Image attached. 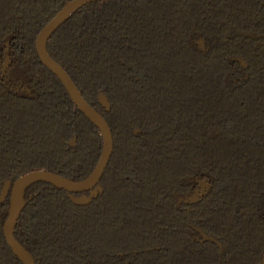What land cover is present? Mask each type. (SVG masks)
<instances>
[{"label":"trees","instance_id":"trees-1","mask_svg":"<svg viewBox=\"0 0 264 264\" xmlns=\"http://www.w3.org/2000/svg\"><path fill=\"white\" fill-rule=\"evenodd\" d=\"M70 0H0V57L30 94L0 83V189L33 172L84 180L102 150L99 131L45 69L35 37ZM264 0H100L47 42L48 55L106 121L113 153L103 194L86 207L35 183L14 237L36 264H94L98 255L151 251L161 264H259L264 253ZM203 39L207 50H200ZM241 58L247 69L232 62ZM102 93L110 111L98 104ZM76 137L75 146L68 143ZM208 178L192 206L176 199ZM0 264H20L3 236ZM193 224L219 239L200 243Z\"/></svg>","mask_w":264,"mask_h":264},{"label":"water","instance_id":"water-1","mask_svg":"<svg viewBox=\"0 0 264 264\" xmlns=\"http://www.w3.org/2000/svg\"><path fill=\"white\" fill-rule=\"evenodd\" d=\"M99 0H71L66 3L61 10H59L55 16L39 31L35 39V50L41 64L54 75L58 81L63 86L65 92L68 94L70 100L78 111L100 132L102 138V150L99 160L91 172V174L85 178L83 181L72 182L57 176L53 173L45 171H33L26 173L19 178H17L13 183L6 181L0 189V204L9 197V204L7 210V219L3 224V236L6 241L7 246L17 257V259L22 264H34L32 257L29 253L16 241L14 237V230L19 218L20 212L22 211L25 201L24 193L25 191L35 183H44L53 186L57 189L64 190L68 192V197L70 201L77 206L88 205L91 200L97 196L98 192H101V187L98 182L104 173V170L108 164V161L113 153V139L111 131L103 119V117L97 113L92 107H90L85 100L82 98L80 92L72 82L69 75L65 70L59 66L47 53L46 44L51 36L66 22L69 18L82 7L92 4ZM246 67V64L241 59H233ZM98 103L101 107L105 109L106 112L110 110V105L107 98L100 93L98 96ZM75 137H73L69 143L70 146H74ZM208 181L205 179L202 182L201 191L196 192L193 196L187 198H181L178 200L180 202H197L205 194L208 189ZM97 185V186H96ZM96 186V187H95ZM94 190L87 197L81 195L75 197V193H83L89 190ZM193 229L203 238L205 241L215 243L219 247L221 244L212 236H209L199 229L193 227ZM259 264H264V253L263 258Z\"/></svg>","mask_w":264,"mask_h":264},{"label":"flooded vegetation","instance_id":"flooded-vegetation-1","mask_svg":"<svg viewBox=\"0 0 264 264\" xmlns=\"http://www.w3.org/2000/svg\"><path fill=\"white\" fill-rule=\"evenodd\" d=\"M71 1V0H70ZM100 1V0H99ZM69 2V1H68ZM68 2H66V3H68ZM97 2V1H96ZM65 3V4H66ZM95 3V2H94ZM64 4V5H65ZM63 5V6H64ZM87 6V5H86ZM85 7V6H84ZM83 8V7H82ZM81 8V9H82ZM61 10V9H60ZM80 10V9H79ZM78 10V11H79ZM77 12V11H76ZM75 12V13H76ZM74 13V14H75ZM73 14V15H74ZM72 15V16H73ZM55 16V15H54ZM71 16V17H72ZM70 17V18H71ZM69 18V19H70ZM67 22V21H66ZM65 22V23H66ZM64 23V24H65ZM63 24V25H64ZM45 26V25H44ZM43 26V27H44ZM42 27V28H43ZM62 27V26H61ZM41 28V29H42ZM40 29V30H41ZM60 29V28H59ZM231 32H234L235 33V35H233V34H231ZM39 33V32H38ZM232 36H234V37H243V38H248V39H251V40H255V41H258V40H262L263 41V44H262V46H261V50L264 52V35H257V34H255V33H253V32H248V33H241V32H239V31H234V30H230V32H229ZM54 35V34H53ZM52 35V36H53ZM37 36V35H36ZM51 36V37H52ZM35 39H36V37H35ZM49 41V40H48ZM197 46L199 47V49L200 50H207L208 49V47L206 46V44H205V42H204V40L203 39H198L197 41ZM46 46H47V44H46ZM34 49H35V41H34ZM47 50V49H46ZM35 53H36V50H35ZM36 55H37V53H36ZM38 57V56H37ZM235 58H237V59H241V58H238V57H233V58H231V61L232 62H236V61H233V59H235ZM38 60H39V58H38ZM242 60V59H241ZM14 56L10 53V48H9V44H8V42H6L5 44H4V48H3V54H2V56L0 57V83L2 84V86L4 87V88H6V89H8V90H11V91H15V92H17V93H25L26 95H29L30 94V91H29V89H28V87L25 85V83H24V81H26L25 79H23L22 78V76H21V74H19L18 72L16 73L15 71H14V66H15V64H14ZM243 61V60H242ZM39 62H40V60H39ZM244 62V61H243ZM41 63V62H40ZM237 64H239L240 66H241V69H242V71H245L246 69H247V64H246V67H242V65L240 64V63H238V62H236ZM42 65V64H41ZM43 66V65H42ZM44 67V66H43ZM45 68V67H44ZM46 69V68H45ZM52 74V73H51ZM57 79V78H56ZM58 80V79H57ZM100 94V93H99ZM99 96V95H98ZM108 100V99H107ZM109 102V101H108ZM99 104V103H98ZM110 105V104H109ZM100 106V105H99ZM101 107V106H100ZM103 108V107H102ZM104 109V108H103ZM104 111H105V109H104ZM110 111V110H109ZM108 111V112H109ZM106 112V111H105ZM98 113V112H97ZM104 119V118H103ZM105 120V119H104ZM106 122V121H105ZM94 126V125H93ZM95 127V126H94ZM96 128V127H95ZM97 129V128H96ZM98 130V129H97ZM100 133V132H99ZM101 136V135H100ZM75 137V136H74ZM71 141V140H70ZM70 141H69V143H70ZM75 141H76V137H75ZM69 143H68V145H69ZM74 146H75V142H74ZM74 146H70L69 145V147H74ZM112 156V155H111ZM111 158V157H110ZM99 160V159H98ZM110 160V159H109ZM98 162V161H97ZM108 163H109V161H108ZM97 164V163H96ZM108 165V164H107ZM96 166V165H95ZM95 168V167H94ZM106 168H107V166H106ZM106 168H105V170H106ZM105 170H104V173H105ZM93 171V170H92ZM104 173H103V175H104ZM91 174V173H90ZM89 174V175H90ZM88 175V176H89ZM103 175L101 176V179H102V177H103ZM87 176V177H88ZM86 177V178H87ZM101 179H100V181L98 182V184L97 185H99L100 187H101V192H98L97 193V196L96 197H94L92 200H91V202L88 204V205H90L94 200H96L99 196H101L102 194H103V188H102V186H101V184H100V182H101ZM205 179H207V181H208V189L205 191V194L202 196V198H200L197 202H194V203H189V202H180V203H178V200L179 199H181V198H187V197H191V196H193L196 192H200L201 191V184H202V182L205 180ZM83 181V180H82ZM96 185V186H97ZM32 186V185H31ZM30 186V187H31ZM95 186V187H96ZM53 187V186H52ZM209 188H210V182H209V179L208 178H196L195 180H194V187H193V189L191 190V192L189 193V194H187V195H185V196H182V197H178L177 199H176V204H177V206L178 205H187V206H192V205H194V204H197V203H199L206 195H207V193H208V191H209ZM57 189V188H56ZM58 190H60V189H58ZM94 190V188L92 189V190H89V191H87V192H83V193H75V194H73L75 197H79V196H81V195H85V196H89L90 195V193L92 192ZM27 191V190H26ZM26 191H25V193H26ZM60 191H63L65 194H66V198L68 199V201L73 205V206H76V207H86V206H88V205H85V206H77V205H74L71 201H70V199H69V197H68V192H66V191H64V190H60ZM25 193H24V195H25ZM6 200H8V204H9V197H7L6 199H5V201ZM4 201V202H5ZM25 201V200H24ZM3 202V203H4ZM2 204V203H1ZM25 204H26V201H25ZM25 206V205H24ZM24 208V207H23ZM8 210V209H7ZM23 210V209H22ZM22 212V211H21ZM21 212H20V214H21ZM189 213V212H188ZM19 217H20V215H19ZM19 219V218H18ZM18 221V220H17ZM17 224V223H16ZM188 227H189V229L191 230V231H193L194 233H196L197 235H198V237L200 238L198 241L202 244V243H208V244H211V245H213L214 247H216L217 248V250H218V252H219V255H220V257H221V259L223 258V246H222V243H221V241L219 240V239H217L216 237H214L213 235H210V234H208V233H205L203 230H201V229H199V228H197L194 224H193V222H192V220H191V217H190V213H189V216H188ZM193 227L194 228H196V229H199L200 231H202L203 233H205V234H207V235H209V236H212V237H214L220 244H221V247H219L218 245H216L215 243H212V242H209V241H205V240H203V238L193 229ZM15 228H16V226H15ZM14 232H15V230H14ZM5 240V239H4ZM17 241V240H16ZM6 242V241H5ZM18 242V241H17ZM9 248V247H8ZM10 250V249H9ZM11 251V250H10ZM111 251H113L112 249L109 251V253H106L105 255H98V258H100V259H98L97 260V262H95L94 264H161L160 262H158L157 260H154V257H153V255H151L150 253H151V251H152V249L151 250H147V251H144V252H141V253H137V251H134V252H132V253H127L126 254V252H124V253H120V254H113ZM12 255L14 256V254L12 253ZM31 257H32V259H33V261H34V264H36V261H35V259H34V257L31 255V254H29ZM16 259H17V257L16 256H14ZM18 260V259H17ZM19 261V260H18ZM20 262V261H19ZM20 264H22L21 262H20Z\"/></svg>","mask_w":264,"mask_h":264},{"label":"rangeland","instance_id":"rangeland-1","mask_svg":"<svg viewBox=\"0 0 264 264\" xmlns=\"http://www.w3.org/2000/svg\"><path fill=\"white\" fill-rule=\"evenodd\" d=\"M231 34L235 35V33H234V32H231Z\"/></svg>","mask_w":264,"mask_h":264}]
</instances>
